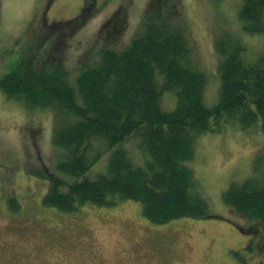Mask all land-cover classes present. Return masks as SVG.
Segmentation results:
<instances>
[{
	"label": "rangeland",
	"instance_id": "374dc122",
	"mask_svg": "<svg viewBox=\"0 0 264 264\" xmlns=\"http://www.w3.org/2000/svg\"><path fill=\"white\" fill-rule=\"evenodd\" d=\"M89 1L94 9L81 28L51 33L50 24L76 19L85 0H0V79L16 63L22 71L44 68L52 74L64 69L75 85L77 76L93 67L101 46L121 50L142 34L150 0ZM175 1L195 49L194 62L208 78L205 104L213 107L220 88L217 40L229 34L239 37L248 48L246 58L255 61L264 58V35L243 31L240 0ZM118 15L125 19L121 32L108 41L106 33L112 29L107 23ZM174 17L173 23H179L180 16ZM164 104L172 105L171 99ZM54 122L53 111L27 108L0 89V264L264 262V233L253 241L245 230L250 222L223 201L232 183L253 177L258 165L264 169V133L227 127L201 136L196 158L187 164L214 216L155 225L134 201L115 208L88 206L77 213L43 205L48 180L42 174H60L57 165L64 154L53 143ZM106 163L107 156L88 178L97 179ZM11 198L18 200L19 210L10 208ZM250 243L251 250L240 249Z\"/></svg>",
	"mask_w": 264,
	"mask_h": 264
},
{
	"label": "trees",
	"instance_id": "16d2710c",
	"mask_svg": "<svg viewBox=\"0 0 264 264\" xmlns=\"http://www.w3.org/2000/svg\"><path fill=\"white\" fill-rule=\"evenodd\" d=\"M240 1L243 31L264 35V0ZM149 3L142 34L121 50L101 46L93 67L85 68L75 85L64 69L52 74L44 68L22 71L16 63L0 79L9 99L53 111V143L64 154L57 165L60 174H42L48 180L44 206L77 213L88 206L115 208L134 201L155 225L212 218L208 199L187 164L196 158L198 139L227 127L264 133V58L248 60V48L239 37L221 36L215 45L219 96L208 107V78L194 62L195 49L176 1ZM93 9L94 3L85 0L76 19L48 28L72 33ZM174 16H180L179 23H173ZM124 20L118 15L107 23L112 29L106 33L108 41L120 34ZM165 98L172 105L166 106ZM106 156L104 172L88 178ZM259 167L223 195L224 203L250 222L245 230L253 241L264 233V169ZM9 205L14 211L21 207L16 198Z\"/></svg>",
	"mask_w": 264,
	"mask_h": 264
},
{
	"label": "flooded vegetation",
	"instance_id": "af4514ba",
	"mask_svg": "<svg viewBox=\"0 0 264 264\" xmlns=\"http://www.w3.org/2000/svg\"><path fill=\"white\" fill-rule=\"evenodd\" d=\"M238 248H240V247H238ZM248 248V244L246 245V246H243L242 248H240V249H247Z\"/></svg>",
	"mask_w": 264,
	"mask_h": 264
}]
</instances>
